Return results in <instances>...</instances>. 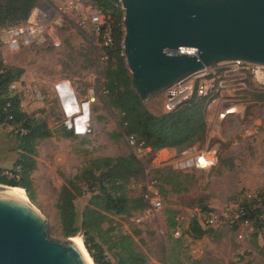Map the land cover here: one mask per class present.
Listing matches in <instances>:
<instances>
[{"label":"rangeland","instance_id":"374dc122","mask_svg":"<svg viewBox=\"0 0 264 264\" xmlns=\"http://www.w3.org/2000/svg\"><path fill=\"white\" fill-rule=\"evenodd\" d=\"M19 1L0 0L4 3ZM87 2L96 8L89 0ZM80 20L81 17L74 13L61 17V22L48 30L43 44L15 54L9 53L0 44L4 63L25 71L20 82L28 88L29 94L23 110L45 120L56 134L52 138L55 143H46L47 148L44 149L46 159L43 157L42 166L37 171L35 200H31L26 192L30 202L47 218L51 237L66 240L56 209L65 177L77 174L88 160L105 157L112 145H119L123 147L122 151L128 149L124 156L138 154L144 166L143 178L134 181L129 187L130 195L141 196L145 186L154 181L163 200V209L152 218H146L145 211L136 212L131 217H111V221L103 225L108 233L102 242L109 261L116 264L111 251L115 241L121 236H130L135 250L147 258V264H264V227L259 237L253 238L255 230L250 225L234 229L228 220H218L215 225L208 226L197 213V209L207 207L221 218L228 210H236L245 198H255L264 190V98L259 102L252 95L233 93V89H229L231 91L223 92L212 101L210 106L215 105L207 119L208 134L202 143L192 148L198 151L217 150L214 167L180 170L177 163L184 158L181 153L173 157L166 156V161L157 160V155L151 159L149 154L137 153V149L129 143L130 138L116 137L125 134L124 115L108 104L103 91L107 60L103 58L101 46L91 34L90 27L80 26ZM10 26L12 24L0 27V32ZM220 72L217 71V74L220 75ZM247 77L248 87L250 84L258 90L254 79ZM62 81L69 82L82 97H86L89 90H94L96 100L92 106V132L86 137L64 139L60 136L63 115L55 85ZM35 89L40 95L37 101L32 98L37 97ZM30 90L33 92L30 93ZM260 93L264 95V91ZM234 94L239 97L238 104L251 106L246 107V117L249 115L251 118H243L241 123L238 119L232 120L228 125L218 114L226 96L234 97ZM248 102L249 105L246 104ZM165 104L166 98L162 94L145 105L151 113L162 115L166 112ZM253 106L260 107V110L257 111ZM256 113L263 116L259 125L253 123L252 116ZM214 114H217L216 117ZM82 158L84 160L81 162ZM169 167L181 174L174 179V186L164 183L156 173ZM83 192L76 201L79 214L92 196L85 186ZM196 218L204 229L210 231L200 240L190 234V224ZM172 219L176 223L174 228L170 227ZM77 237L84 243L83 252L89 253L84 233L73 238Z\"/></svg>","mask_w":264,"mask_h":264},{"label":"trees","instance_id":"16d2710c","mask_svg":"<svg viewBox=\"0 0 264 264\" xmlns=\"http://www.w3.org/2000/svg\"><path fill=\"white\" fill-rule=\"evenodd\" d=\"M39 0H20L17 3L0 2V27L7 24H19L28 19ZM105 18L97 42H103L110 31L112 44L101 46L103 58L107 60L104 71V93L108 104L124 115L125 134L116 135L134 137L137 146L150 148L147 154L154 159L163 149H176L183 153L200 143L208 134L207 112L213 100L201 98L197 93L180 103L176 108L162 115L151 113L142 104L130 86L131 74L123 56L124 11L118 0H89ZM25 71L4 63L0 52V126L12 127L18 141L19 157L11 170L21 167L20 180H8L2 177L5 168H0V184L23 188L31 200L36 198L33 173L37 170V157L40 142L55 137L49 124L23 110L19 94L11 90L14 82L20 81ZM11 118V119H10ZM24 129L26 134L21 135ZM60 136L64 139H77L73 132L64 129ZM115 137V136H114ZM164 183L175 185L174 179L181 176L173 168L156 171ZM144 166L133 153L119 158L101 157L88 160L78 170L73 179H65L58 195L56 209L64 238H72L84 233L87 250L95 264H113L107 260L102 242L108 231L103 228L111 217H131L136 212H143L149 207L143 194L139 197L130 195V185L142 179ZM89 189L91 198L81 214L77 211L76 201L83 195V187ZM243 209L240 220L230 225L239 229L250 225L258 238L264 227V190L255 198H245L238 205ZM203 211H211L207 207ZM176 225L172 219L170 227ZM190 234L194 239H202L209 230L203 228L198 218L190 224ZM116 264H147V258L137 252L130 236H121L111 249ZM196 264V263H195Z\"/></svg>","mask_w":264,"mask_h":264},{"label":"water","instance_id":"95a60500","mask_svg":"<svg viewBox=\"0 0 264 264\" xmlns=\"http://www.w3.org/2000/svg\"><path fill=\"white\" fill-rule=\"evenodd\" d=\"M121 6L123 56L142 104L207 67L264 66V0H121ZM72 238H52L30 200L0 184V264H90Z\"/></svg>","mask_w":264,"mask_h":264},{"label":"built area","instance_id":"2783aa9c","mask_svg":"<svg viewBox=\"0 0 264 264\" xmlns=\"http://www.w3.org/2000/svg\"><path fill=\"white\" fill-rule=\"evenodd\" d=\"M121 4V0H118ZM77 14L81 17L80 26L90 27L91 34L97 38L100 34L105 18L97 8L88 4L87 0H48L41 1L31 11L28 19L19 24L12 25L0 32V44L11 54L18 53L23 49L43 44L45 36L53 25L61 22V17L70 14ZM112 39L110 31L105 34L104 41L99 42L100 46H110ZM217 71L220 75L217 74ZM254 79L253 83L257 86L258 92L264 91V66L247 62L233 61L224 62L211 67H207L185 79L176 83L166 90V111L173 110L180 103L187 100L197 93L201 98L213 100L218 98L223 92L231 89L232 83L242 78L248 77ZM243 81V82H244ZM12 92L19 94L22 107L28 98L29 90L24 87L20 81L14 82L11 86ZM55 91L60 103L61 113L63 115V127L65 130L73 132L78 137H86L92 132V106L95 103L94 90H89L86 97H81L79 93L72 89L67 81L59 82L55 85ZM33 91L30 90V93ZM39 100L40 95L35 89ZM239 106L236 100L225 101L222 104L219 117L227 119L231 115L239 114ZM11 119V118H10ZM21 135L26 134L24 129L20 130ZM129 143L137 153H149L150 148L143 149L137 146L134 137H130ZM193 149V150H191ZM181 153L182 158L177 163L180 170L198 169L206 170L215 166L217 161V150L204 149L198 151L191 148ZM2 177L8 180H20L21 167L14 170L6 169L2 172ZM143 197L149 207L145 210L146 218H152L163 209V200L156 182L152 181L144 188ZM199 217L204 220L208 226H213L218 220H228L231 224L238 222L243 214V209L237 207L236 210H228L225 215L219 218V215L211 211L198 210ZM108 258H107V260Z\"/></svg>","mask_w":264,"mask_h":264},{"label":"crops","instance_id":"0c3cea01","mask_svg":"<svg viewBox=\"0 0 264 264\" xmlns=\"http://www.w3.org/2000/svg\"><path fill=\"white\" fill-rule=\"evenodd\" d=\"M239 80H237L236 82L232 83L231 85V89H233V93H236V92H240L242 94H245L248 96L249 95H252L254 97V99H258L257 101L261 102L260 100L264 98V95L261 94L260 92H258L255 88H253L252 86H250L249 84V87L247 85L248 81L249 80H242V78H238ZM244 81V82H243ZM247 89V91H246ZM231 91V90H229ZM80 95V94H79ZM81 96V95H80ZM82 97V96H81ZM233 100H236V102H240L239 100V97H236L235 94H234V97L232 95H228L226 96V102L227 101H233ZM246 104H250V102L246 103ZM253 105H255L253 102H252ZM215 104H212L209 109H208V112H207V119H208V116L213 113L212 109L214 107ZM239 106V110H240V113L239 114H235V115H231L229 116L226 120V124H230L232 120H236L238 119L241 123V119L243 118H251L249 115L248 117H246L247 113H246V107H251V106H246L245 104H238ZM216 107V106H215ZM254 108H256L257 111H259L260 107L258 106H253ZM215 109V108H214ZM251 110V108H250ZM217 115V114H214V116ZM219 116V114H218ZM216 117V116H215ZM262 118L263 116L261 114H255L254 116H252V119H253V123L255 125H259L260 123H262ZM222 122V121H221ZM209 126V124H208ZM249 127V126H247ZM246 127V128H247ZM257 136H255V138H257ZM51 142H54L55 143V140L53 139H47V140H43L40 142L39 146L37 147V150H38V157H37V170L33 173V179H34V182H35V190L38 188V183H37V171L41 168L42 164V159L43 157L46 159V155L44 156V149L47 148V144L50 145ZM47 143V144H46ZM121 149H123L122 146H119V145H115V146H111V151H109L110 153L107 155H105V157H111V158H119V157H123L126 152L128 151L127 148H125V151H122ZM21 150L18 149V141H17V138L15 136V133H13V128L12 127H6V126H0V168H5V169H9V168H13L18 157H19V154H20ZM179 152L176 150V149H173V148H170V149H163L159 152H157V160L159 159L160 161H166L168 158H165L166 156H170V157H173L175 155H178ZM84 160V158L81 159V162ZM80 164V163H79ZM69 171L72 170V167L68 169ZM63 173L66 174V171L63 170ZM76 174V173H75ZM74 175H69V176H66L65 178L66 179H71ZM65 184V179H64V182L63 184L61 185V188L62 186ZM61 191V189H60ZM37 193V191H36Z\"/></svg>","mask_w":264,"mask_h":264},{"label":"bare ground","instance_id":"6f19581e","mask_svg":"<svg viewBox=\"0 0 264 264\" xmlns=\"http://www.w3.org/2000/svg\"><path fill=\"white\" fill-rule=\"evenodd\" d=\"M12 192L18 196L19 198L21 199H24V200H29L27 195H26V191L23 189V188H13V187H10ZM75 243L79 246V248L82 250L83 249V243H82V239L80 237H77V238H72ZM83 252V250H82ZM86 256V258L88 259L89 263L90 264H94L92 259L90 258V256L88 255L87 252H83Z\"/></svg>","mask_w":264,"mask_h":264}]
</instances>
